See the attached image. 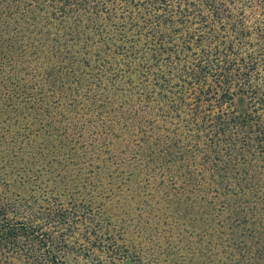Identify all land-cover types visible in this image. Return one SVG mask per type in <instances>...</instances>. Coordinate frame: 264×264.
<instances>
[{"label":"trees","instance_id":"16d2710c","mask_svg":"<svg viewBox=\"0 0 264 264\" xmlns=\"http://www.w3.org/2000/svg\"><path fill=\"white\" fill-rule=\"evenodd\" d=\"M11 2L0 149L53 165L0 177V264H264V0Z\"/></svg>","mask_w":264,"mask_h":264},{"label":"rangeland","instance_id":"374dc122","mask_svg":"<svg viewBox=\"0 0 264 264\" xmlns=\"http://www.w3.org/2000/svg\"><path fill=\"white\" fill-rule=\"evenodd\" d=\"M60 1L61 0H54V2L49 0H24L23 3H21L22 2L21 1L18 3L14 2V4H16L15 10L29 11L30 9L33 8L35 4H39L45 7L52 4L54 5L59 4ZM134 1L145 3V1H150V0H91V2L95 4V7L96 9H98V11H101L106 6L117 5V4H123L122 8L125 9V11L126 9L129 11L131 10L134 11V6H133ZM11 4H13L11 0H0V49H2L3 47L4 40H2V37L5 35L4 31H6L5 26H3L4 23L3 19L5 18V13L8 6L13 7V5ZM79 6H86V4L85 3L82 5L80 4ZM79 10H81L82 13H85V11H87L83 9H79ZM69 26L71 27L72 24H70ZM71 32L72 31H69V33ZM65 33L67 32L65 31ZM67 36L68 34H66L63 37L62 42L63 40L66 39L65 37ZM1 73L2 72L0 70V92H1V83H2ZM1 109L2 108L0 103V110ZM1 123L3 124V120L0 112V125ZM16 129H18L19 131L22 130L20 124L18 127H16ZM37 130L38 132L35 135L30 136L28 139L24 137L23 138L18 137L16 140L12 139L13 143L19 145L25 143L23 145L24 149L21 154L23 158H20L23 161L17 163V165H26L25 169L18 168L17 170L14 166H13L14 169L9 168V166H7L9 159L8 157H11V155L8 154L7 150L0 149V177L4 178L6 177V174L11 175L8 176L9 179L8 184L7 185L4 184L2 186L5 189L8 196H14L20 194V192L23 191L24 189H25L24 193H26L27 187H32L33 188L32 192H34V194H38L40 192H43L44 190H49V188L51 187L49 176H50V169L53 165V161H51V152H50L49 144L52 141V138L48 136L47 133H45V131H43L42 129H37ZM0 141H3V143H7L8 140L5 139L4 136L0 134ZM25 160H27L28 163ZM3 164L6 166H3ZM15 172L19 173V176L21 177V179H23V181L14 182L15 180H12L15 177Z\"/></svg>","mask_w":264,"mask_h":264}]
</instances>
